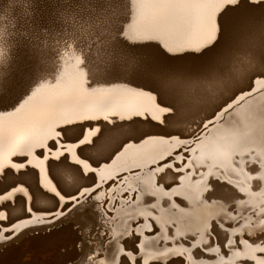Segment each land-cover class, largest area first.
I'll return each mask as SVG.
<instances>
[{
	"label": "snow or ice",
	"instance_id": "6c2138e0",
	"mask_svg": "<svg viewBox=\"0 0 264 264\" xmlns=\"http://www.w3.org/2000/svg\"><path fill=\"white\" fill-rule=\"evenodd\" d=\"M187 2L194 9L204 6L201 0ZM32 4L33 0H9L0 13L7 19L19 8L28 15ZM133 6L138 13L143 8L139 0L135 5L133 0H66L49 25L24 37L38 53L40 64L26 83L14 82L7 50L11 33L8 28L0 31V41L5 44L0 49V112L11 116L41 89L56 87L69 64L75 70L76 91L89 95L99 93V85L145 81L153 104L136 116L174 128L166 135L176 147L153 168L160 175V185L169 174L182 175L185 168L189 172L196 169L197 174H201L199 169H207L211 182L206 190L213 195L221 190L230 194L220 197V211L206 223L201 236L207 238L173 232L167 239L176 247L146 259L139 243L142 231L136 232L131 225L117 231L118 193L112 190L117 180L104 170L128 141L151 138V134L137 136L131 116L125 123L119 112L97 115L103 110L76 108L61 113L49 132L13 149L11 159L0 163V249L33 227L25 224L17 232V224L24 220L34 219L39 225L76 218L81 233L76 245L78 264H148L149 259L154 264H206L216 260L222 250L239 264H264V0H212L214 11L195 18L207 37L201 48L207 58L194 70L176 69L137 52L141 41L130 24L125 27ZM238 9H245V14L229 31L224 18ZM208 52L214 55L207 56ZM257 97L262 98L259 107L250 103ZM93 120L103 121V128L90 123ZM117 137L123 139L113 149ZM34 149L47 161L50 179L56 184L49 193L37 181L39 194L54 200L52 207L38 206L37 191L16 179L31 167L29 156ZM194 152L199 153L196 158ZM229 174L244 175V186L234 184ZM121 191L127 198L128 191ZM136 192L137 196H157L149 188ZM257 193L260 197L254 200ZM136 199L132 197L129 203ZM17 206L22 215L14 216ZM146 206L157 208L155 203ZM236 228L243 231L236 232Z\"/></svg>",
	"mask_w": 264,
	"mask_h": 264
},
{
	"label": "bare ground",
	"instance_id": "6f19581e",
	"mask_svg": "<svg viewBox=\"0 0 264 264\" xmlns=\"http://www.w3.org/2000/svg\"><path fill=\"white\" fill-rule=\"evenodd\" d=\"M136 2L137 0H133L134 5ZM201 2L204 6L194 9L187 0H139V3L143 4V8L138 13L137 8L133 6L130 19L125 25L127 28L130 24L135 35L141 41L137 52L146 59L161 62L176 69L194 70L207 58L201 51L207 37L203 27L195 22V18L211 14L214 11L212 0H201ZM244 14L245 9L228 13L224 21L229 25V31L240 24ZM166 47L173 49V52H167ZM34 54L38 57L37 63L39 66L35 70L38 71L40 67L39 55ZM34 54L32 53L31 56ZM16 55V52H14L11 58V68L13 70L16 68L14 63L19 61L15 60ZM27 55L31 57L29 53ZM212 55H214L213 52L207 53V56ZM23 56L25 57L24 54ZM32 62L31 60L30 63ZM27 63L29 64V62ZM23 67L22 65L21 68ZM21 68L19 67V69ZM74 76L75 70L69 64L64 68L63 80L56 87L41 89L36 96L31 98L30 102L22 106L21 111L11 116L0 112V163L11 159L9 153L13 149H18L20 145L38 139L49 132L63 112L76 108L102 109L103 111H97L95 114L107 115L114 111L125 117V123L128 122L127 118L131 116L136 121L132 125L138 130L136 135L150 133L151 138L128 141L111 162L106 165L104 170L106 175L114 177L127 176L123 179V181H126L125 188L130 185L127 199L132 198V196L137 197L134 204L127 206V202L122 198L121 190L124 189V187L120 188L122 183L117 180V183L112 185L113 190L115 189L113 187L118 184L115 189V192L118 193L117 199L115 197L118 203L115 205L114 215L119 223L114 226L115 229L122 231L128 225H131L136 232L142 231L143 237L139 243L146 259L158 256L160 252L168 251L170 248H175L176 246L167 239L173 232L189 234V236L191 233H197L198 239H206V235L201 236V234L206 223H211L213 217H216L220 211L219 205L222 201L218 199L221 196L227 197L230 194L226 190H221L213 195L212 191L206 190V185L211 182L207 169H199V173L206 172L196 176L194 175V172L197 173L196 169L189 173L184 171L182 175L169 174L166 183L163 186L160 185V175L153 168L156 161H162L165 157H168L176 147L175 141L169 139L166 135L167 132L174 131V128L157 126L155 122L136 116L137 111H141L145 107H151L153 104L144 87L145 81L135 80L131 83L119 81L110 85H99L98 87L102 90L95 95H89L86 92L76 91ZM261 100L262 98L257 97L256 100H252L250 103L259 107ZM90 123H99L102 128L104 126L103 121L93 120ZM122 139L123 137H117L112 144V148L118 147ZM196 147L199 148L200 146L197 145ZM36 153L37 150L34 149L29 156L31 167L27 169L25 174H18L16 179L22 181L25 185H31V191H37L39 199L36 200V204L38 206L52 207L54 200L39 194L37 181L40 185H43V188H48L51 191L56 187V184L55 181L50 179L47 161L39 158ZM198 155L199 153L194 152L193 158ZM189 163L191 165V161ZM133 170H139V173L132 176L131 172ZM229 175L234 178L237 177L236 175ZM199 177H202L203 180ZM168 184H171V188L168 187ZM240 186H244L243 182L240 183ZM135 188L137 190L149 188L155 191L157 196L155 198L143 195L137 196L136 190L135 193L133 192ZM164 193H168V196H165ZM173 193H179V195ZM210 196L211 199H209ZM168 197L171 198V203H168ZM259 197L260 194L257 193L254 200ZM149 203L157 205L155 211L146 206ZM108 208L111 210L113 205L109 204ZM128 212H132V214L126 215ZM21 213L22 210L19 206L13 210L14 216ZM36 215L40 214L37 213ZM152 217L155 218L162 231L157 232V223H153ZM131 218H135L140 227H136ZM33 222H35L34 219L27 220L17 226L16 230ZM225 226L227 227V225ZM242 231L243 229L236 228V232ZM161 236L165 239L161 240ZM233 239H235V236H233ZM75 242L73 225H68L51 234L40 233V235L29 240L27 238L25 245L34 246L36 244L37 247H35L38 248L39 244L43 249H49L55 244L64 246ZM131 246L132 243L129 241L128 247L131 248ZM184 247L188 248L189 246L185 244ZM27 248L29 247L27 246ZM27 251L22 246L15 250L2 248L0 249V262L4 259L9 264H26L27 259L24 260V256L30 254L29 252L26 254ZM31 252L34 253V251ZM256 255L259 256V253H256ZM148 264H154V262L149 259ZM206 264H239V261L224 255L222 250L216 260L208 261Z\"/></svg>",
	"mask_w": 264,
	"mask_h": 264
},
{
	"label": "rangeland",
	"instance_id": "374dc122",
	"mask_svg": "<svg viewBox=\"0 0 264 264\" xmlns=\"http://www.w3.org/2000/svg\"><path fill=\"white\" fill-rule=\"evenodd\" d=\"M65 2H66V0H33L32 10L28 15H24V13L21 10H19V8L14 13L10 12L9 18H7V19L4 17L3 13H0V31H2L4 28H8L10 33H11V35L8 37V45H7V50H8V54L10 56V59L12 58L14 52H16L17 55H16L15 60L16 61L19 60L18 62L15 61L16 63H14V67H16V68L14 70L12 69L13 79L15 77V79H14L15 82L25 83L29 79L27 77H29L33 73H35L36 68H38V66H39L37 63L38 57L36 54H34L37 52L34 51L32 45L30 43H28L27 40L24 39V37L31 30H34V29L39 28V27L44 26V25H49L56 18V16L58 15V12L60 11L62 5ZM8 3H9V0H0V7L7 8ZM3 48H5V44L3 43V41H0V49H3ZM28 53H29V56H31L32 53L36 56L32 55L33 57L32 56L28 57V55H27ZM23 54L25 55V57L27 56L26 60H25V57L23 56ZM20 55H21V58L23 56L22 59L20 58ZM33 58H35V59H33ZM21 60H23V61H21ZM29 60L30 61L32 60L33 62L30 63ZM25 61L29 62L30 65ZM23 62H24V64H23ZM22 65L24 66L23 67L24 69L21 68ZM19 67L21 69H19ZM22 72H23V74H22ZM26 72H28V73H26ZM16 75H17V77H16ZM17 78H18V80H17ZM24 80H26V81H24ZM176 159L179 160L180 157L177 156ZM184 171L189 173L187 168H185ZM205 172L206 171H203L201 173H205ZM138 173H139V170H133L131 172V175L133 176V175H136ZM194 175L196 176L197 173L194 172ZM123 176L125 178H127V176H125V175H123ZM199 178L201 180H203L202 177H199ZM199 178H198V180H200ZM229 178L232 180V182H234V184L239 183V185L241 182H244L243 179L245 180L244 175H242L240 177L239 176L235 177L236 180L234 177H232L230 175H229ZM119 179H120V176L116 177V180H118V182L122 183L120 188L124 187V189H126L129 192L128 188L130 187V185H128V188L127 187L125 188L126 181H123L121 179L119 181ZM222 179H224V178L222 177ZM117 187H118V184L115 185L113 188L116 189ZM44 189L49 193L52 192L48 188H44ZM115 189H113V192H115ZM135 190H137V188L134 189V191H133L134 193H135ZM121 193H122V191H121ZM122 198L127 202V206L134 204V203H131V204L129 203V200L131 198L127 199L124 196H122ZM116 199H117V196H116ZM218 200H220V199H218ZM39 214L40 215H38V216H42V217L44 215L43 213H39ZM130 214H132V212H128L126 215H130ZM19 215H22V213ZM233 215H235V214L233 213ZM25 221H27V220H24L23 222H25ZM23 222L17 224V226L21 225ZM29 225H33V227L24 231L23 232L24 235L22 234L18 239H16L13 243L8 245L4 249L15 250V249H18L19 246H22L26 251L30 249L29 251L26 252V254H28V252H29L30 254H28V255H30V256L29 257H28V255L24 256V260L27 259L28 264H78L77 257H78V253H79V248L76 247V245L79 243V240L81 238V233L79 231V226H78L79 224H78V221L76 218L66 219L63 222L56 221L54 223H46V224H39V225H37V224H35V222H33ZM68 225H73V233L76 237V242L73 244L64 245V246H62L61 244H55L52 247H50L49 249H43L42 246L39 245L38 243H37L38 248H36L37 247L36 244H34V246L33 245L31 246L30 244H29L30 246L25 245V241L27 238L29 240L30 238H34V237L40 235V233L41 234H43V233L51 234L52 232L58 231L59 229L66 227ZM17 226H16V228H17ZM23 228H24V226L22 228H20L19 230H17V232H20ZM29 230H31V231H29ZM27 246L29 248H27ZM31 249H33V250H31ZM31 251H34V253ZM3 260L0 262V264L1 263L9 264L6 260H4L5 261V263H4Z\"/></svg>",
	"mask_w": 264,
	"mask_h": 264
}]
</instances>
